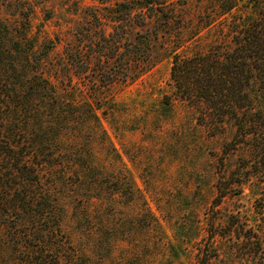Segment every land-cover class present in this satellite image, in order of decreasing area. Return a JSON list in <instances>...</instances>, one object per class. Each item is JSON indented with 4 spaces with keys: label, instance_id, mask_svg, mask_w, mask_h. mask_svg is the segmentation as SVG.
I'll return each mask as SVG.
<instances>
[{
    "label": "rangeland",
    "instance_id": "rangeland-1",
    "mask_svg": "<svg viewBox=\"0 0 264 264\" xmlns=\"http://www.w3.org/2000/svg\"><path fill=\"white\" fill-rule=\"evenodd\" d=\"M209 1L215 4V0H0V20L28 27L35 56L44 59L41 69L59 94L97 108L98 123L94 118L67 119H76L71 132L81 131L83 154H89L86 165L102 178L100 201L85 207L80 199L84 191L75 187H62L58 194L66 209L62 230L90 264H264V247L254 245L264 231V214L258 213L264 185L251 179L213 203L222 148L232 136V125L226 123L216 134L200 125L198 112L173 94L170 80L171 52L178 45L182 44L178 52L192 53L227 42L230 18L208 9L213 7ZM149 2L160 4L151 18L149 8L139 10ZM103 32L121 35V50L137 36L156 32L152 48L142 52L149 53L154 64L126 82L95 88L77 77L68 83L55 74L59 56L77 43L76 36L100 38ZM260 95L264 107V92ZM236 159L235 155L224 159L227 175ZM60 165L56 168L63 172H72L74 166ZM43 169L47 173L42 171V182L49 186L51 162ZM74 178L67 182L74 183Z\"/></svg>",
    "mask_w": 264,
    "mask_h": 264
},
{
    "label": "trees",
    "instance_id": "trees-1",
    "mask_svg": "<svg viewBox=\"0 0 264 264\" xmlns=\"http://www.w3.org/2000/svg\"><path fill=\"white\" fill-rule=\"evenodd\" d=\"M214 2L209 1L213 7L208 9L230 18L227 42L192 53L178 52L182 44L178 45L171 52L170 80L173 94L198 112L200 125L214 134L226 123L232 125L217 173V205L251 179L264 185V107L259 104L264 92V0ZM144 5L139 10L149 8L147 18L159 11L155 2ZM28 33V27L0 20V264H90L62 230L66 209L58 194L62 187H75L84 191L80 199L85 207L100 201L102 178L86 165L89 154H83L81 131L71 132L76 119H67L94 118L98 123L97 108L59 94L44 75V59L35 56L36 44ZM149 34L137 36L124 50L121 35L80 34L59 56L55 74L68 83L77 77L88 88L126 82L154 64L149 53L142 55L158 38L156 32ZM169 98L165 97L167 105ZM231 155L237 159L227 175L224 159ZM50 162L51 183L45 186L43 168ZM63 163H73V169L68 168L72 172L56 168ZM70 173L75 182L69 184ZM261 195L258 213L264 214V192ZM254 245L264 247V231Z\"/></svg>",
    "mask_w": 264,
    "mask_h": 264
}]
</instances>
